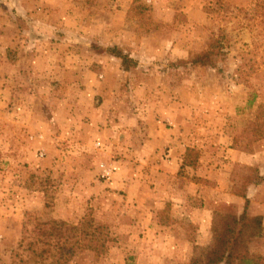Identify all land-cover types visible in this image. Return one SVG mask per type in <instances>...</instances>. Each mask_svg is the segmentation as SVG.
<instances>
[{"label": "crops", "instance_id": "0c3cea01", "mask_svg": "<svg viewBox=\"0 0 264 264\" xmlns=\"http://www.w3.org/2000/svg\"><path fill=\"white\" fill-rule=\"evenodd\" d=\"M70 3L66 6L65 0H2L0 30L9 26L11 21L7 15H12L13 10L25 25L20 41L23 51L18 49L14 64L9 63L6 52L17 46V39H7L0 34V120L7 122V125L0 124V156L10 161L6 166L8 177L0 190H6L5 187L20 189L24 174L39 169L41 159L36 163L35 158L50 148L49 143L62 138H50L47 131L57 125L63 126L68 119L75 128L71 143H74L76 167L71 182L77 183L81 175L83 167L77 165L81 158L88 159L90 154L116 158L117 170L103 182H95L94 188L124 194L123 204L120 203L122 211L133 212L136 218L133 230L141 235L136 239L138 263L143 256L161 252L173 254L177 264H187L194 245L210 244L213 212L238 215L243 210L244 200L230 192L233 167L236 164L256 165L259 175L264 177V159L258 162V153L246 154L231 148L229 138L220 134L218 125L223 109L218 85L199 86L197 91L188 86L187 80L175 88L165 81L146 91L145 85L137 87L134 84L130 89L142 95L132 98L134 106L139 105L138 109L143 110L138 120L135 109L132 111L123 101L119 86H101L100 92L90 87L77 89L75 85L83 83V74L78 75L72 71L75 68L72 63L65 62L63 67L57 63L53 73H70L69 94L56 97L54 91L45 87L47 79L43 73L48 69L49 59L60 53L54 47L55 41H59L54 36L56 32L66 35L63 44L68 47L85 45L91 50L95 46L103 49L116 46L127 53L137 66L131 72L118 70L120 76L141 73V67L147 68L152 63L184 62L195 49L192 38L183 32L187 27L177 28L175 24L173 29H167L165 25L170 22L157 8L154 9L156 19L163 26L142 35L132 23L125 21L131 0L125 8L115 12L116 22L112 19L97 25L93 24L97 17L74 21L71 15L79 13L73 1ZM90 8L93 13L109 14L106 8L95 5ZM86 12L88 8L82 13ZM88 23L93 26L89 27ZM82 36L86 40L83 43ZM68 52L71 53V48ZM97 56L120 67L119 60L106 53ZM16 66L30 72L4 73ZM149 73H156V70ZM208 89L214 92L215 100L208 101L206 94L211 93ZM148 92L149 96H145ZM187 92L193 95L191 99L185 97ZM95 94H101L97 105H93ZM63 111L67 116L62 115ZM84 116L87 118L82 122ZM97 140L102 144L98 150L93 148ZM188 149L197 153L192 166L187 164ZM25 162L29 163L27 168ZM127 165L133 168L124 172ZM90 186L89 183L86 188ZM106 194L102 192L103 197ZM2 196L0 193V264H6L3 253L20 236L23 201L21 197L10 196L4 200ZM246 197L247 213L261 216L264 225V181L247 186ZM165 204L170 206V220L164 223L161 209ZM189 226L194 229L192 241L188 238ZM248 248L252 255L264 257V234L250 240Z\"/></svg>", "mask_w": 264, "mask_h": 264}, {"label": "rangeland", "instance_id": "374dc122", "mask_svg": "<svg viewBox=\"0 0 264 264\" xmlns=\"http://www.w3.org/2000/svg\"><path fill=\"white\" fill-rule=\"evenodd\" d=\"M65 1L66 4L64 5L67 6L73 1L77 7L79 14L71 15L74 21L97 17V19L94 18L93 23L97 25L102 21L111 22L112 19L116 22L118 19L114 16L115 12L125 8L129 0ZM131 1L125 21L132 23L136 29L138 28L141 31L140 34L142 35L163 26L161 25L162 22L156 19L155 8L161 14H164V17H167L170 22L165 25L167 29H173L175 24L177 28L182 27V29H185L187 27L183 32L189 34L195 47L189 52L188 59L184 62L152 63L147 68L141 67V73H122L125 76H120V73H118V70H120L119 64L117 66L113 61H107L97 56V54L103 53L110 55L106 52V49L116 46L105 49L95 46L91 50L87 49L85 45L68 47L63 44L66 35L56 32L54 36L59 38V41H55L54 47L60 53L49 59L50 63L47 68L51 72L49 73L48 69L43 72L47 79L45 87L54 91L56 97H67L70 87V73H62L63 71L53 73V70H57V63L61 67L65 62L72 63V66L75 67L72 68V71H75L78 75L83 74V83L80 84L79 82L78 85H75V87H78L77 89L90 87L94 91L100 92L98 89L101 86H119L123 101L132 111L135 109L134 114L140 120L143 110L138 109L139 105L134 106L132 98H141L142 95L134 94L133 90L130 89L134 84L137 87L145 85L147 87L146 91H150L151 87L161 86L165 81H169L171 87L175 88L183 80H187L188 86L195 88L197 91L199 86L213 87L218 85L220 91L218 96L222 97L221 106L223 109L218 125L220 134L229 138L231 148L246 154L258 153L257 161L261 162L264 159V154H262L264 153V139L248 142L250 136L247 133L251 129V123L255 118L258 107L264 106V0ZM1 4L2 0H0V6ZM94 5L104 10L105 8L108 9L109 14L100 11L93 13L90 7ZM85 8H88V12L82 13ZM13 11L12 15H7L11 21L9 26H5L3 30H0L2 37L7 39L15 37L17 39V46L7 49L6 52V57L11 64H14L13 62L17 60L18 49L23 51L20 41L24 37L22 36L24 35L22 34L24 30L22 26L25 25L23 24L24 20L15 14V10ZM58 20L61 21V17ZM93 24H89V27ZM13 25L16 26L13 27ZM47 32L49 33L50 30ZM69 35L75 37L73 34ZM84 38L81 40L82 43L86 41ZM213 39H218L223 44V49L214 53V67H191L187 63L191 54L204 50ZM70 48L71 53L68 52ZM8 69L4 73L30 72L18 66L13 70ZM151 70H156V73H149ZM166 70H168V73H162ZM131 71L133 69L128 72ZM149 93L145 96H149ZM214 95V92L206 94L208 101L215 100ZM185 97L191 99L193 95L187 92ZM99 100H101V94H95L93 105H97ZM63 114L66 115L64 111ZM84 117L81 120L82 122L87 118ZM3 123L7 125L5 120H0V124ZM74 130L75 128L68 119L67 121L65 119L63 126L57 125L54 129L50 128L47 131L50 138H58L59 136H62V138L52 142V144L49 143L50 148L47 151H41L43 154L35 158L36 163H39L41 159L39 169L24 174L25 179L20 184V189L11 190V188L5 187L6 190H0V193L3 194L2 199H9L10 196L21 197L23 201L22 212L23 214L25 212L30 213L32 220L61 219L77 223L84 214L91 212L96 222L105 223L114 239L108 245L107 251L102 255H95L90 251L80 250L74 255L69 264H177L173 254H163L161 252L146 255L147 257L143 256L141 262L138 263L139 254L136 253V246L138 245L136 239L141 235L139 236L133 230L136 222V218H133L135 216L133 212L122 211L123 203L121 199H123L124 194H118L116 191L112 193L109 189L94 188L95 182H103L104 179L117 170L116 158H105L95 154L88 155V159L81 158L77 164H81L80 167H83L81 168V175L78 177L77 183L71 182L76 167V161L73 157L74 143H71L75 137ZM81 132H83V129ZM83 134H86V132ZM93 144H95L93 148L96 150L102 148L99 140ZM193 155L195 153L191 154V158H193ZM86 160L87 162H85ZM28 164L25 162L24 167L27 168ZM7 165H10V161L0 156V187H3L2 183L8 177ZM132 168V165H127L124 172H129ZM106 170L110 171L108 175L105 173ZM258 174L259 170L256 165L236 164L232 171L233 184L230 191L234 188H242L247 180H256ZM89 183L91 186L87 189ZM77 184L79 185L77 186ZM102 192L107 194L103 197ZM102 198H104L103 202ZM97 199L101 201L99 202ZM45 204L47 205L45 206ZM161 210L162 221L164 223L165 221L168 222L170 220L169 204H165ZM182 226L185 229L187 228V225L181 224ZM187 232L190 233L188 238L193 239L194 229L189 226ZM15 246L16 243L12 244L3 253L6 264L10 262L9 252ZM4 258H2V262ZM178 263L181 264V262ZM260 263L264 264V260Z\"/></svg>", "mask_w": 264, "mask_h": 264}, {"label": "trees", "instance_id": "16d2710c", "mask_svg": "<svg viewBox=\"0 0 264 264\" xmlns=\"http://www.w3.org/2000/svg\"><path fill=\"white\" fill-rule=\"evenodd\" d=\"M222 49L221 41L213 39L204 50L192 53L187 63L193 68H213L214 53ZM106 52L119 60L120 70L123 72L137 66L135 60L116 47L108 48ZM247 134L250 136L248 142L264 139V106L258 107ZM192 153H195L193 158ZM186 156L189 160L187 164L192 166L197 153L188 149ZM262 181L264 177L258 174L256 180H247L242 188L231 189L233 195L244 200L242 212L238 215L213 212L211 242L205 247L194 245L189 264H262L260 262L264 257L252 255L248 242L262 237L264 225L261 216L247 213L246 197L247 186L258 185ZM31 217L28 212L23 214L20 236L16 246L9 252L8 264H69L78 251L86 250L102 255L114 241L109 227L105 223L96 222L91 212L84 214L77 223L61 219L32 220Z\"/></svg>", "mask_w": 264, "mask_h": 264}, {"label": "built area", "instance_id": "2783aa9c", "mask_svg": "<svg viewBox=\"0 0 264 264\" xmlns=\"http://www.w3.org/2000/svg\"><path fill=\"white\" fill-rule=\"evenodd\" d=\"M109 172H110V171L106 170V171H105L106 175H108V174H109Z\"/></svg>", "mask_w": 264, "mask_h": 264}]
</instances>
